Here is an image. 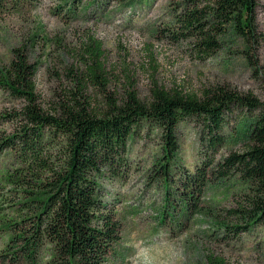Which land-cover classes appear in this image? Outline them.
<instances>
[{"label": "rangeland", "instance_id": "374dc122", "mask_svg": "<svg viewBox=\"0 0 264 264\" xmlns=\"http://www.w3.org/2000/svg\"><path fill=\"white\" fill-rule=\"evenodd\" d=\"M189 2L22 0L18 9L0 15V69L13 48L23 47L37 67L38 101L50 111L57 94L75 88L74 75L92 63L87 49L99 42L107 83L87 86L95 109H104L103 91L121 97L135 90L147 102L154 89L200 95L217 85L250 94L264 105V0L255 10L258 43L250 45L230 30L205 57L192 47L193 37L176 33L177 19ZM21 104L0 86V175L13 165L11 151L1 148V142L17 129L12 116ZM254 116L255 111L241 108L227 114L222 144L215 151L201 143L197 121H180L177 149L168 160L162 133L142 123L127 143L121 177L100 181L101 197L114 207L122 226L115 251L104 264H210L209 256L222 264H264V224L247 225V217L237 212L247 192L244 183L237 174L221 177L216 171L229 154L246 150ZM202 157L213 162L198 199L200 210L193 212L183 188ZM8 193L0 185V203ZM2 208L8 212L5 200ZM218 222L241 229L230 232ZM4 246L0 238V253Z\"/></svg>", "mask_w": 264, "mask_h": 264}, {"label": "trees", "instance_id": "16d2710c", "mask_svg": "<svg viewBox=\"0 0 264 264\" xmlns=\"http://www.w3.org/2000/svg\"><path fill=\"white\" fill-rule=\"evenodd\" d=\"M258 1L190 0L177 19L176 33L193 37L192 47L202 57L213 54L220 47L219 37L230 30L253 45L261 39L255 27ZM21 2L0 0V15L18 9ZM100 45L94 42L87 49L92 63L74 75V89L56 95L50 111L38 101L37 67L23 47L13 48L8 64L0 69V86L22 100L12 116L18 127L1 142V148L13 155V165L0 175V185L9 192L0 203L2 262L104 264L115 251L122 226L114 207L101 197L100 181L121 177L127 143L136 130L142 123L157 128L168 160L177 149L176 126L194 119L201 143L215 151L222 144L224 118L234 108L255 111L247 129L249 144L244 152L224 158L216 171L221 177L238 175L247 192L237 212L247 217V225L264 224V105L250 94L217 85L204 88L200 95L154 89L147 102L135 90L121 97L103 91L104 109H95L87 86L107 83ZM204 159L187 174L183 188L193 212L200 210L198 199L213 162ZM217 225L230 232L241 229L224 222ZM207 260L222 264L212 256Z\"/></svg>", "mask_w": 264, "mask_h": 264}]
</instances>
